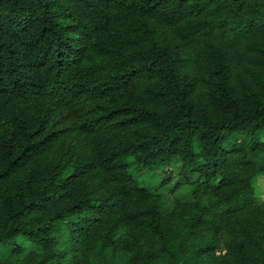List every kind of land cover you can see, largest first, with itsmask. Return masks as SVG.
<instances>
[{
    "label": "trees",
    "instance_id": "trees-1",
    "mask_svg": "<svg viewBox=\"0 0 264 264\" xmlns=\"http://www.w3.org/2000/svg\"><path fill=\"white\" fill-rule=\"evenodd\" d=\"M260 177L264 0H0V264H264Z\"/></svg>",
    "mask_w": 264,
    "mask_h": 264
},
{
    "label": "rangeland",
    "instance_id": "rangeland-1",
    "mask_svg": "<svg viewBox=\"0 0 264 264\" xmlns=\"http://www.w3.org/2000/svg\"><path fill=\"white\" fill-rule=\"evenodd\" d=\"M159 178L160 177H157V176H151L149 173L143 177V180L146 182H149V180H151L153 184H156L159 181ZM256 188H257L258 195L261 197L262 200H264V177H260L258 179L256 183Z\"/></svg>",
    "mask_w": 264,
    "mask_h": 264
}]
</instances>
